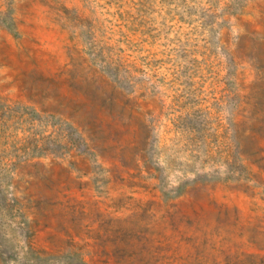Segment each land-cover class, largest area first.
<instances>
[{
	"label": "rangeland",
	"instance_id": "1",
	"mask_svg": "<svg viewBox=\"0 0 264 264\" xmlns=\"http://www.w3.org/2000/svg\"><path fill=\"white\" fill-rule=\"evenodd\" d=\"M0 264H264V0H0Z\"/></svg>",
	"mask_w": 264,
	"mask_h": 264
}]
</instances>
